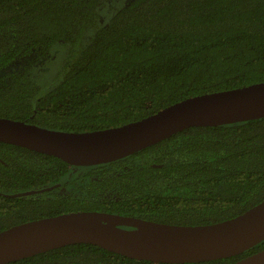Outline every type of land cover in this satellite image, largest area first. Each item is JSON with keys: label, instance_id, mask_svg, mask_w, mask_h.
Here are the masks:
<instances>
[{"label": "trees", "instance_id": "obj_1", "mask_svg": "<svg viewBox=\"0 0 264 264\" xmlns=\"http://www.w3.org/2000/svg\"><path fill=\"white\" fill-rule=\"evenodd\" d=\"M0 0V117L64 131L123 125L185 98L264 81V0ZM57 42L66 56L48 88L31 68ZM20 66V69H15ZM264 199V117L189 127L93 166L0 142V231L96 210L197 225ZM153 263L73 243L5 264Z\"/></svg>", "mask_w": 264, "mask_h": 264}, {"label": "water", "instance_id": "obj_2", "mask_svg": "<svg viewBox=\"0 0 264 264\" xmlns=\"http://www.w3.org/2000/svg\"><path fill=\"white\" fill-rule=\"evenodd\" d=\"M262 117L264 81L185 98L141 119L103 129L64 131L0 117V142L86 167L125 158L189 127ZM262 240L264 199L234 217L197 225L81 210L1 230L0 264L73 243H89L153 263L204 262L243 253ZM232 264H264V249Z\"/></svg>", "mask_w": 264, "mask_h": 264}, {"label": "rangeland", "instance_id": "obj_3", "mask_svg": "<svg viewBox=\"0 0 264 264\" xmlns=\"http://www.w3.org/2000/svg\"><path fill=\"white\" fill-rule=\"evenodd\" d=\"M124 0H116L106 4L100 11L101 23H104L112 12L122 6ZM66 47L62 45L61 42H57L53 45L51 49V55L45 63L42 65L32 67L31 74L33 78L39 82V84L44 88H48L52 78L54 77L56 71L60 68L63 59L66 56ZM15 69H20V66H15Z\"/></svg>", "mask_w": 264, "mask_h": 264}]
</instances>
